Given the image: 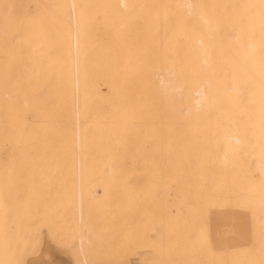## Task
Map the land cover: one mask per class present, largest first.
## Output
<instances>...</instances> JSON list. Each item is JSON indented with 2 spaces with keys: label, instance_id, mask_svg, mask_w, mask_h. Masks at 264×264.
Instances as JSON below:
<instances>
[{
  "label": "bare ground",
  "instance_id": "1",
  "mask_svg": "<svg viewBox=\"0 0 264 264\" xmlns=\"http://www.w3.org/2000/svg\"><path fill=\"white\" fill-rule=\"evenodd\" d=\"M246 1H238L244 9ZM257 1L250 7L261 32L264 0ZM236 2L0 0V264L33 253L36 241L10 233L18 230L13 220L22 227L38 215L34 207L27 215L25 196L55 181L77 196L79 223L84 196H115L131 209L156 205L159 218L153 210L116 223L162 218L157 226L166 215L162 229L146 224L166 231L163 257L264 264V126L254 128L261 115L247 125L242 97L250 84L231 73L245 53L264 48V36L247 34L250 4L244 12ZM232 13L245 17L238 19L246 35ZM16 198L22 210L12 213ZM38 229L53 238L47 225ZM83 240L75 241L80 249Z\"/></svg>",
  "mask_w": 264,
  "mask_h": 264
},
{
  "label": "rangeland",
  "instance_id": "2",
  "mask_svg": "<svg viewBox=\"0 0 264 264\" xmlns=\"http://www.w3.org/2000/svg\"><path fill=\"white\" fill-rule=\"evenodd\" d=\"M238 1L239 0H237L236 3H240ZM251 1H252V3L251 2L249 3V2L246 1L247 3L250 4L249 5L250 9L248 8V5H246V2L244 3L245 4L244 5L245 9L242 6H240L242 3H240L239 6L244 9V12H247V9H249V11H250L249 13H247L249 19L248 18H246L247 20L245 19V21H247V23H248V25L246 24V26H248L246 28L250 31V32H248V30H247V34L248 33H250V34H252V33L254 34L255 33L256 34L257 33L256 31H258V29H260V27L259 28L257 27V24L259 26L260 22L258 20L259 18L256 19V20L253 19L254 15L251 14L252 13V11H251L252 7H250V6H252V4L255 5L254 3H257L258 1L257 0H255V1L251 0ZM259 1H261V0H259ZM230 3H232V2H230ZM260 4H262V3H260ZM232 6H233V4L231 5V7ZM236 7H237V5H236ZM234 8H235V6H234ZM259 8H261V7H259ZM262 8H264V7H262ZM257 9L255 7V10H257ZM232 10H234V9H232ZM240 10H237V11H240ZM253 11H254V8H253ZM261 12H264V10L261 11ZM257 13H258V11H257ZM232 14L235 15V17H236V14H234V13H232ZM243 14L244 13L242 12V15ZM247 14H244V15H247ZM255 15H256L255 18H257V14H255ZM238 18H240V19L243 18V16H241V13H240ZM238 18L234 22L236 27H237V25H238V27L240 25L239 31L242 29L241 32L238 31V33H240V34L243 33V35L244 34L246 35V31H245V28H244L245 26L241 23L240 19H238ZM249 21H250V23L251 22L252 23L250 24ZM257 21L259 23H257ZM262 24H263V27H261V28L263 29V31H261V32L258 31V32L262 33L263 34L262 37H263L264 36V21H263ZM255 27L258 28V29L255 30L256 29ZM243 28H244V32H243ZM254 30H255V32H253ZM258 35H260V34H258ZM262 41L264 42V40H262ZM263 46L264 45H262V47ZM255 52H248L247 54L245 53L244 54L245 56H243L244 58L242 59V65L243 66H240L238 68L237 67L232 68L233 70H231V73H233V75H234V74H239V73L243 72L244 76H245L244 77L245 82L250 84L249 92H245L243 94V97H242L243 100H244V106L246 108L245 109V121L247 119V121H248V122L246 121L247 125H250V123L254 124L253 121H252V118H254V115H256V117L261 115L260 117H258V119L256 117L254 119V120H256V119L257 120H259V119L261 120V121H257L256 120V122H255L256 124L254 125L255 126L254 128L260 130L264 126V124H263V122H264L263 121L264 120V118H263L264 117V114H263L264 113V100H263L264 99V90H263L264 89L263 88L264 87V85H263V83H264V78H263V76H264V48H261L259 51H255ZM231 53H233V52H231ZM258 53H260L261 55H257ZM259 66L262 67V68H259ZM255 71H256V74L258 72L257 75L255 74ZM260 72H262V73H260ZM261 75H262V77H261ZM255 76L258 79L259 78L260 79L258 80ZM258 85H260L261 89L263 88L262 89L263 94L261 92V89H259L260 87H258ZM254 87L260 90V91L258 90L259 92L255 91L256 93L259 94V95L256 94V96L258 98L253 96L254 95V93H253L254 92ZM261 96H262V98H261ZM259 98L262 99V102L260 101L261 105H260V103L258 104L259 100H261ZM257 99H259V100L257 101ZM245 102H247V103H245ZM259 106H260V109L258 110ZM247 116L248 117L249 116L250 117L253 116V117L252 118H250V117L247 118ZM260 123H262V125ZM252 124H251V126L253 127ZM263 129H264V127H263ZM263 129H261V131H263ZM18 182H19L18 183L19 186H18L17 189L19 190V189L22 188V190L19 191L21 193L18 192V194H17L18 196L17 197L19 198V200L22 201L21 198H23L24 196L23 195L19 196V194H25L26 191L22 192L25 189V187L23 186L24 187L23 188L20 185V183H22V182H20V181H18ZM58 182L59 181H57V182L55 181V183H53L54 186L50 183V185H48L46 187L45 186H40V188L39 187H35V188L32 187L30 192H29V194L26 193V194H28V196H25V197L28 198L27 200L29 202L26 203V201H25L24 204L26 203L27 206L29 205L28 209H30V211L33 210V212L28 213L29 210L26 211L27 208L26 209L23 208V209H25L24 213L27 212L28 213V214L26 213L27 215H29V216L31 215L32 216L33 214H36V212L38 211V215L36 214V216H35L36 219L35 220H38L39 222L38 221H34V218H35V217H33L34 215L31 217V219L29 218L30 219L29 221H28L27 218H24L23 220L25 222L22 221L24 225H27V222L30 223V221L33 219L32 222H31V225H28L30 227L25 226V228H24L23 224H22V227H21V225H20L21 223L19 224V222H18L20 219L18 220V218L17 219L15 218L16 220H13V221H15L14 225H17L16 227H18L17 228L18 230H16L15 226H13L14 222H11L12 223L11 225L13 226L12 228H14V229L11 228V230H10L11 232L10 233L14 235L15 239L23 240V238L25 237L26 240L34 241V242L36 241L35 244H34V247L32 249L33 253H31L27 257H13V258L8 257V258H6V260L1 261L2 264H9V263H12V264H22V263L23 264H27L28 262H31V260L34 261V260H37V259L40 260V264H75L77 261L78 262L76 264H78V263L79 264H85L86 260H87L86 264H131V262H132V264H140V263L141 264H192L191 258H185V257H163L162 250L166 248V246L164 248L163 245H166L165 241H168L169 237L167 236V238H166L167 240H165V236L164 235H165L166 231L165 232H161V233L164 234L163 235V234L159 233L160 232L159 230H156V231H158V232H156L154 230L155 228L152 227L153 229H151V225H149V224H152L153 222H154L153 225L157 224L159 221L162 220V218L158 219L159 221H157L156 223H155V221L146 222L145 226H142V224H143L142 222L146 218H143L142 222H138L139 219H140V216L142 214H143L142 217L143 216L146 217V215L152 216L150 214L152 213L153 210L155 211V213L153 211L154 217L153 216L152 217L153 218H155V217L159 218L158 215L155 216L156 213L159 214L158 213L159 210L157 209L156 205H155V208L158 210V212H157V210L155 208L152 210L151 209L152 207H151L150 204H149L150 206L148 204L147 205L145 204L147 207L149 206L150 209H149V207L148 208L145 207L144 204H143L142 207H140L142 204L141 205L140 204H136L135 206L132 207V209L130 207H126V208L122 207V206H120L121 203L119 202L120 200H118L119 198L115 197V196H101V195H90V196H87V197L84 196V198L81 197V198H83L85 200L81 199V205H84V206H82L83 220L81 221L82 224H80L81 222L79 223L77 221V219H76V215H74V214H77V208H76L77 196L76 195L73 196L74 194L70 195V193H72V192L67 190L68 189L67 185L63 181H62L61 187H60V184ZM45 183H47V182H45ZM63 187H64V189H63ZM69 188H70V186H69ZM28 190L29 189H27V192H28ZM68 192H70V193H68ZM14 197H16V196H13L11 198H14ZM74 197H75V199H73ZM11 198H10V201H13V199H11ZM147 198L153 199V198H158V197H147ZM165 198H167V197L163 196L161 199H165ZM16 199H15L16 204L12 203V202H9L10 204H13L12 207L9 204L10 205L9 207L11 208L12 213H14L13 211H15V210L17 211V209L15 208L17 205L23 203V202L20 203V201H19L18 204H17L18 199L17 200ZM72 199H73V204L74 205L71 204L72 203ZM120 199H121V197H120ZM82 201L83 202L85 201V202L82 204ZM46 202H48V203H46ZM51 203H52V205H50ZM14 204H15V206H14ZM55 204H57V205H55ZM53 205H55V206H53ZM21 206L19 205V207H21ZM70 206H71V208H70ZM152 206H154V205H152ZM32 207H34L37 211L35 209H31ZM49 207H51V208H49ZM53 207L55 208V210H54ZM83 207H85V208H83ZM144 207L147 208L148 210H146ZM13 208H15V210H13ZM72 208H74L75 210L74 209L72 210ZM135 208L137 209V211H136ZM20 209L22 210V207ZM39 209H41V210H39ZM21 210H20V212H21ZM133 210L135 211V214H134ZM45 211H47L48 215H51V216H48ZM49 211L51 212V214H50ZM146 211L149 212V213L146 214ZM161 211L165 212L163 209H161ZM44 212H45L46 215L43 214ZM52 212H53V214H52ZM24 213H22V214L24 215ZM85 213H86V216H85ZM20 214L21 213H19V215ZM144 214H146V215H144ZM165 214H166V212H165ZM23 215H21V216L23 217ZM27 215H24V217H26ZM138 215H139V219L137 220V222L132 220L133 224L135 222L139 223V225L137 224V226H136V223L133 225V227H128V226L123 225V224L118 226L117 223H116V219L118 220L119 218L121 220H122V218H123V220L126 219V222L128 220V222L130 223V220L133 217H137ZM162 215L164 216V213L163 214L160 213L161 217H163ZM15 216H16V214H15ZM129 216L132 217V218H130ZM167 216H168V214H167ZM16 217H18V216H16ZM142 217H141V219H142ZM165 218H166V215L163 217V222H164ZM148 219H150V217H148ZM152 219H150V220H152ZM37 222H38V226L36 225ZM111 222H113V223H111ZM163 222H161L162 224H159V225H161L159 227V229L164 225ZM147 223H149L148 224L149 226L146 225ZM46 225L50 229L51 235L53 237L52 239L47 237V236H43V238H42V236L40 237V235H39L40 234V230L38 228L42 227V226H46ZM159 225H157V226H159ZM32 226H33V228H32ZM79 226L80 227L82 226L83 228L81 227V229H80ZM157 226L155 225L154 227H157ZM9 227H11V226H9ZM86 230H87V234H85L86 232H84ZM36 232H38L39 234L36 233ZM78 232H80V236H85V241L83 240V242H82L83 244H82L81 249H80L78 243L75 242L80 237V236H78V234H79ZM155 232H156V235H158L160 238H158V236L157 237L154 236ZM30 236H31V238H30ZM37 237H38V239H37ZM45 238H47V241H46ZM41 239H44V240L41 241ZM48 240L50 242H48ZM39 241H40V243H39ZM42 243H44V246H42V248H41V245H43ZM50 243H53L54 245L50 244ZM74 243H77V244H74ZM49 244L52 245V247L51 246L49 247ZM46 248H48V249H46ZM57 248H59V249H57ZM61 248H63L64 250H67L66 253ZM40 249H43V251L40 250ZM54 249H55V251H53ZM57 250H58L59 254L57 253ZM73 250H76L75 253H72ZM77 250H78V252H77ZM81 250H82V253H81ZM61 251L63 253H61ZM39 252H40V254H39ZM45 252H47V253H45ZM67 252L71 253L72 255H70L69 253H68L69 255H67ZM78 253H79V255H78ZM80 254H81V256H80ZM73 255H75V258L73 257ZM76 255H77V258H76ZM56 256H57V258H56ZM70 256H72V257H70ZM82 256L86 257L85 261L82 259ZM27 258L29 259V261H28ZM30 258H31V260H30ZM53 258L56 259V260H54ZM60 261H62V262H60ZM83 261L85 263H83Z\"/></svg>",
  "mask_w": 264,
  "mask_h": 264
}]
</instances>
